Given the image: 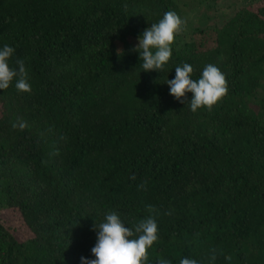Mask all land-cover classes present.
I'll list each match as a JSON object with an SVG mask.
<instances>
[{
  "label": "trees",
  "instance_id": "1",
  "mask_svg": "<svg viewBox=\"0 0 264 264\" xmlns=\"http://www.w3.org/2000/svg\"><path fill=\"white\" fill-rule=\"evenodd\" d=\"M199 1L0 0V49H15L10 67L23 60L32 87L0 89V264L95 259L93 226L110 211L126 227L154 216L146 264H264V0L205 4L162 72L132 50L165 12L187 20ZM184 63L194 80L208 64L225 73L211 111L170 94Z\"/></svg>",
  "mask_w": 264,
  "mask_h": 264
},
{
  "label": "clouds",
  "instance_id": "2",
  "mask_svg": "<svg viewBox=\"0 0 264 264\" xmlns=\"http://www.w3.org/2000/svg\"><path fill=\"white\" fill-rule=\"evenodd\" d=\"M187 21L175 11L164 13L158 23L151 24V27L144 30L139 37L138 45L133 51L140 53L143 71L157 70L162 72L164 66L172 56L171 45L175 42L178 33L184 31ZM15 49L4 45L0 49V89H8L16 79L15 88L21 92H31L32 87L28 81V72L23 60H18V69L10 67L9 61ZM123 50L117 49V55L121 56ZM194 69L184 63L175 68L174 79L166 81L170 87V94L181 103H187L192 112L202 107L209 111L224 96L228 94V82L225 73L214 64H208L199 79H192ZM186 93H192V99L187 101ZM13 128L24 130L28 127L26 121L19 119L12 124ZM135 179V176L132 177ZM146 182L138 186L145 188ZM149 211H155L151 205ZM131 226L126 227L120 215L115 211L105 214L100 223H95L93 230L97 232V242L91 249L95 259L81 257V264H146L148 261V249L158 240V223L154 216H149L137 222H130ZM228 260L232 257L226 256ZM216 250H211L210 262L215 261ZM157 264H171L168 259L160 258ZM179 264H200L193 258H181Z\"/></svg>",
  "mask_w": 264,
  "mask_h": 264
},
{
  "label": "rangeland",
  "instance_id": "3",
  "mask_svg": "<svg viewBox=\"0 0 264 264\" xmlns=\"http://www.w3.org/2000/svg\"><path fill=\"white\" fill-rule=\"evenodd\" d=\"M200 2V1H199ZM208 2H212V0H202L199 4L200 6L197 8V9H193V11H190V14L188 15V18H187V24H186V27L184 29V31H182L183 34H185L187 31H189L190 28L192 27H197L201 24L202 22V16L204 17V15L202 14L203 12V6L205 4H207ZM236 4H233L232 2H224L223 4V7H220L219 9V13L221 15V17H228L230 16L234 10L236 9ZM243 4L239 5V7H241ZM207 35V34H206ZM13 215V212L12 211H6L4 212V216L6 218H11ZM12 220V224L14 225V227L17 229V235L19 237H25L24 233H23V228L22 226L14 219H11Z\"/></svg>",
  "mask_w": 264,
  "mask_h": 264
}]
</instances>
